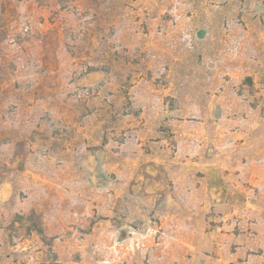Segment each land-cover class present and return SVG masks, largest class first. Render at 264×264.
I'll use <instances>...</instances> for the list:
<instances>
[{
	"label": "rangeland",
	"instance_id": "rangeland-1",
	"mask_svg": "<svg viewBox=\"0 0 264 264\" xmlns=\"http://www.w3.org/2000/svg\"><path fill=\"white\" fill-rule=\"evenodd\" d=\"M0 264H264V0H0Z\"/></svg>",
	"mask_w": 264,
	"mask_h": 264
}]
</instances>
